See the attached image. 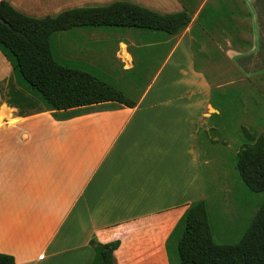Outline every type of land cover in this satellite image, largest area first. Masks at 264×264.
<instances>
[{
	"label": "crops",
	"instance_id": "0c3cea01",
	"mask_svg": "<svg viewBox=\"0 0 264 264\" xmlns=\"http://www.w3.org/2000/svg\"><path fill=\"white\" fill-rule=\"evenodd\" d=\"M207 2L218 7L220 0H202L175 45L173 38L139 37L150 48L140 53L148 77L135 84L133 108L74 117L44 108L22 116L0 94V253L16 264H92L94 239L120 241L117 264H170L168 238L190 205L206 197L197 127L219 114L198 62L208 61L211 40H234L219 22L201 31L200 49L192 50V27ZM241 2L235 33L240 37L239 21L249 18L251 50L227 55L264 69V0ZM11 76L0 52V84Z\"/></svg>",
	"mask_w": 264,
	"mask_h": 264
},
{
	"label": "trees",
	"instance_id": "16d2710c",
	"mask_svg": "<svg viewBox=\"0 0 264 264\" xmlns=\"http://www.w3.org/2000/svg\"><path fill=\"white\" fill-rule=\"evenodd\" d=\"M179 1L183 8L176 12H160L132 1L116 0L101 6L76 7L57 15L35 17L0 0V18L4 20L0 19V52L12 67L7 103L18 108L22 116L27 114L24 112L26 107L39 102L48 111L67 112V117L123 106L135 107L137 100L95 75L100 70L80 61L61 58L57 35L75 29L100 33L112 31L121 35L131 31L149 41L153 36L159 41L173 38V46L177 37L193 22L202 0ZM241 12L235 0H220L218 7L207 2L192 27L195 37L192 50L196 53L200 49L201 31L211 30L219 22L226 23L235 46L250 49L251 43L235 33V27L239 30L236 18ZM195 68H199L198 64ZM206 77L210 81V77ZM236 102L241 103L240 94L233 87L213 88L211 103L219 111L209 119L213 122V131L222 125H231L229 118ZM243 131L237 170L252 191L264 192V135ZM173 241H176L179 264H264V203L239 243L217 244L207 201H196L167 240L170 264H173ZM91 245L95 251L92 264H117L115 251L120 241L100 243L93 239ZM0 264H16L15 257L0 253Z\"/></svg>",
	"mask_w": 264,
	"mask_h": 264
},
{
	"label": "rangeland",
	"instance_id": "374dc122",
	"mask_svg": "<svg viewBox=\"0 0 264 264\" xmlns=\"http://www.w3.org/2000/svg\"><path fill=\"white\" fill-rule=\"evenodd\" d=\"M17 10L35 17L57 15L60 12L76 7L101 6L116 0H6ZM161 12L179 10L182 3L179 0H128ZM238 5L241 0H235ZM174 4V6H173ZM244 12L245 7L239 5ZM242 31L240 37L250 40L249 31H245V23L249 18L240 20ZM107 32V31H106ZM178 38V37H177ZM58 54L63 59L86 62L103 73H95L112 86L122 90L134 99L137 87L147 80V73H141L140 57L147 56L150 48L137 34L128 31L126 34L117 32H87L80 29L61 32L57 35ZM125 42V43H123ZM173 42V40H172ZM233 39L226 36L221 44L209 43L204 52L208 61L199 59V66L210 77L214 87L233 90L240 94V101L231 110V125L212 129L213 122L205 121L197 127L199 151L202 172L206 183V197L213 238L217 244H237L241 241L264 203V192L252 191L240 177L237 170V154L243 129L264 135V69L249 70L246 63L238 65L227 55L237 51L238 54L248 53L251 49L233 48ZM139 51H141V56ZM149 51V52H148ZM235 52H233L232 55ZM130 56V57H128ZM248 66L254 65V60H248ZM154 63V62H152ZM240 66V67H239ZM247 73V76L240 69ZM154 71H151L150 76ZM252 72V73H251ZM135 73V75L133 74ZM106 74V75H105ZM137 76V77H134ZM135 80V82H134ZM15 84V82H13ZM135 84L137 87H135ZM9 83L0 84V94L6 98ZM133 90V91H132ZM42 103L26 107L27 114L43 110ZM176 241L171 242L173 264L178 263Z\"/></svg>",
	"mask_w": 264,
	"mask_h": 264
},
{
	"label": "water",
	"instance_id": "95a60500",
	"mask_svg": "<svg viewBox=\"0 0 264 264\" xmlns=\"http://www.w3.org/2000/svg\"><path fill=\"white\" fill-rule=\"evenodd\" d=\"M1 19V18H0ZM2 21H4L3 19H1Z\"/></svg>",
	"mask_w": 264,
	"mask_h": 264
},
{
	"label": "bare ground",
	"instance_id": "6f19581e",
	"mask_svg": "<svg viewBox=\"0 0 264 264\" xmlns=\"http://www.w3.org/2000/svg\"><path fill=\"white\" fill-rule=\"evenodd\" d=\"M128 57H130V56H128Z\"/></svg>",
	"mask_w": 264,
	"mask_h": 264
}]
</instances>
